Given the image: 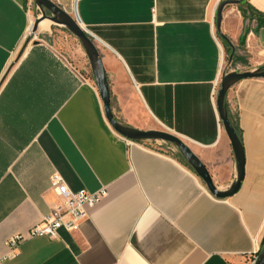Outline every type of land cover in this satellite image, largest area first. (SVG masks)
<instances>
[{
    "label": "crops",
    "instance_id": "crops-1",
    "mask_svg": "<svg viewBox=\"0 0 264 264\" xmlns=\"http://www.w3.org/2000/svg\"><path fill=\"white\" fill-rule=\"evenodd\" d=\"M51 1L96 45L115 119L177 137L228 190L237 169L216 94L224 74L264 66V0ZM39 13L33 0H0V264H252L264 243V79L227 94L244 167L219 200L177 160L113 131L92 76L52 47ZM55 174L72 193L106 196L77 231L9 248L61 203Z\"/></svg>",
    "mask_w": 264,
    "mask_h": 264
},
{
    "label": "water",
    "instance_id": "water-1",
    "mask_svg": "<svg viewBox=\"0 0 264 264\" xmlns=\"http://www.w3.org/2000/svg\"><path fill=\"white\" fill-rule=\"evenodd\" d=\"M241 1H233L239 4ZM228 2L220 4L217 12V28L220 24L221 11ZM35 6L41 13L40 21L48 20L56 26L67 29L80 42L89 62L93 83L99 93L103 104L105 119L115 133L127 141L141 143L144 141H162L173 145L179 152L185 163L194 174L202 181L207 191L216 199L222 200L233 196L239 189L243 178L244 156L241 142L234 130L227 110V94L229 90L243 80L264 79V66L253 71H233L221 77L219 89L216 94V107L222 128L230 142L234 159L236 162L237 175L235 182L226 191H219L214 186L205 166L193 154L189 147L177 137L163 131H140L120 124L111 110L110 92L107 78L102 66L101 57L92 39L84 32L79 23L70 15L66 14L58 5L51 0H34ZM48 13L49 15H47ZM38 22L35 25L37 26ZM232 55L230 56L231 59ZM254 264H264V246L257 255Z\"/></svg>",
    "mask_w": 264,
    "mask_h": 264
},
{
    "label": "built area",
    "instance_id": "built-area-1",
    "mask_svg": "<svg viewBox=\"0 0 264 264\" xmlns=\"http://www.w3.org/2000/svg\"><path fill=\"white\" fill-rule=\"evenodd\" d=\"M221 1L223 0H217L216 6ZM31 33L32 31L27 29L28 37ZM51 186L61 199V203L45 215L38 224L28 229L26 234H17L10 237L7 243L9 248H14L18 243L27 239L38 237L56 238L57 231L60 229L69 233L77 231L79 224L88 217L87 210L93 208L106 196V191L103 189L94 193H88L85 190L72 193L67 189L62 178L56 174L52 176ZM6 258H12V254L8 253ZM254 261L252 264H254Z\"/></svg>",
    "mask_w": 264,
    "mask_h": 264
},
{
    "label": "rangeland",
    "instance_id": "rangeland-1",
    "mask_svg": "<svg viewBox=\"0 0 264 264\" xmlns=\"http://www.w3.org/2000/svg\"><path fill=\"white\" fill-rule=\"evenodd\" d=\"M40 12V11H39ZM41 14V13H39ZM38 14V15H39ZM49 15L48 13H46ZM76 22V17L73 15H70ZM38 22L36 15L34 16V20L32 21V33L28 39H26L27 42H29L31 36H33V33L35 32V25ZM51 34L49 37L50 44L52 47L70 64H72L74 67L77 68V70L80 72L81 76L83 77H90L91 76V69L89 66V62L87 60V57L83 51V48L78 41L76 37H74L67 29L60 27V26H52ZM26 42V43H27ZM79 51V53H78ZM83 66L78 67V63L80 62ZM229 61V56L226 54L225 57V64L227 65ZM233 67L235 68V65L233 63ZM244 72V71H241ZM140 144L145 145V148L148 150L161 154L163 156H167L169 158H173L180 162L183 166L189 169V166L185 163V161L180 156L178 150L171 144L165 143L162 141H144ZM201 181V180H200ZM202 182V181H201ZM203 184V183H202ZM204 185V184H203ZM205 187V186H204ZM206 188V187H205Z\"/></svg>",
    "mask_w": 264,
    "mask_h": 264
},
{
    "label": "trees",
    "instance_id": "trees-1",
    "mask_svg": "<svg viewBox=\"0 0 264 264\" xmlns=\"http://www.w3.org/2000/svg\"><path fill=\"white\" fill-rule=\"evenodd\" d=\"M238 10L241 14V16L245 19L247 18V16H252L253 15V10L247 6L245 4L244 1H242L239 5H238ZM254 16H256V14L254 13ZM230 53V52H229ZM231 55V54H230ZM227 110H228V106H227ZM228 117H229V120L234 128V130L236 131V134L238 135V138L240 140V136H239V129H238V126H237V123L235 122V120L229 115V111H228ZM189 169L191 170V168L189 167ZM192 171V170H191ZM264 246V243L262 245V247ZM261 251V250H260ZM259 251V252H260ZM259 254V253H258ZM257 254V255H258Z\"/></svg>",
    "mask_w": 264,
    "mask_h": 264
},
{
    "label": "bare ground",
    "instance_id": "bare-ground-1",
    "mask_svg": "<svg viewBox=\"0 0 264 264\" xmlns=\"http://www.w3.org/2000/svg\"><path fill=\"white\" fill-rule=\"evenodd\" d=\"M48 21V20H47ZM43 22V21H42ZM50 22V21H49ZM78 22V21H77ZM32 29H33V26H32V24L30 25V27H29V29H28V31H32Z\"/></svg>",
    "mask_w": 264,
    "mask_h": 264
}]
</instances>
